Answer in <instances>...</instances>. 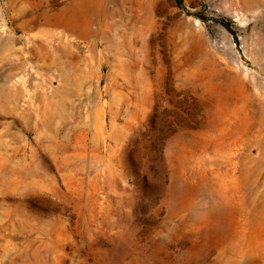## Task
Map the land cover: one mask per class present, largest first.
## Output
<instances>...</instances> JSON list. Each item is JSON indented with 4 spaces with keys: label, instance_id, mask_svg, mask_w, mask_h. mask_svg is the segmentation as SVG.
Wrapping results in <instances>:
<instances>
[{
    "label": "rangeland",
    "instance_id": "obj_1",
    "mask_svg": "<svg viewBox=\"0 0 264 264\" xmlns=\"http://www.w3.org/2000/svg\"><path fill=\"white\" fill-rule=\"evenodd\" d=\"M0 264H264V0H0Z\"/></svg>",
    "mask_w": 264,
    "mask_h": 264
},
{
    "label": "bare ground",
    "instance_id": "obj_2",
    "mask_svg": "<svg viewBox=\"0 0 264 264\" xmlns=\"http://www.w3.org/2000/svg\"><path fill=\"white\" fill-rule=\"evenodd\" d=\"M67 12V11H66ZM69 14H71V13H69ZM60 17V16H59ZM72 16H70L69 15V18L67 17V19H64V20H66L67 21V24L72 28V18H71ZM48 18V17H47ZM52 18V17H51ZM58 18V17H57ZM65 18V17H64ZM61 19V18H60ZM59 19V20H60ZM62 20V19H61ZM25 21V20H24ZM65 21V22H66ZM26 22V21H25ZM46 22V21H45ZM63 22V21H62ZM48 23V22H47ZM58 23H61L60 21L58 22ZM57 23V24H58ZM64 23V22H63ZM63 25V24H62ZM66 26V25H65ZM5 40H7V39H5ZM10 40V39H9ZM11 46V45H10ZM43 47V46H42ZM42 47H41V49H42ZM32 49V48H31ZM50 49V48H49ZM54 49V47L52 48V50ZM52 50H41L40 51V54H42L41 56L42 57H44V58H47L48 60H52V63L53 64H55V66L57 65L56 63H55V61H56V59H57V56H55L54 55V51H52ZM35 52H37V51H35ZM7 60H9V59H7ZM8 62V61H7ZM10 64V63H9ZM22 64V63H21ZM48 65V64H47ZM46 65V66H47ZM10 67V66H9ZM14 67V66H13ZM22 67V66H21ZM9 78V77H8ZM10 78H11V76H10Z\"/></svg>",
    "mask_w": 264,
    "mask_h": 264
},
{
    "label": "crops",
    "instance_id": "obj_3",
    "mask_svg": "<svg viewBox=\"0 0 264 264\" xmlns=\"http://www.w3.org/2000/svg\"><path fill=\"white\" fill-rule=\"evenodd\" d=\"M67 10H66L67 12L72 13V6H70ZM65 14H66V12H65Z\"/></svg>",
    "mask_w": 264,
    "mask_h": 264
}]
</instances>
